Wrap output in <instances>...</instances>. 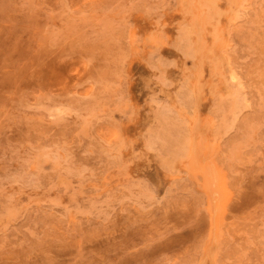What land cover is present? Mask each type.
Listing matches in <instances>:
<instances>
[{
	"label": "rangeland",
	"instance_id": "1",
	"mask_svg": "<svg viewBox=\"0 0 264 264\" xmlns=\"http://www.w3.org/2000/svg\"><path fill=\"white\" fill-rule=\"evenodd\" d=\"M0 264H264V0H0Z\"/></svg>",
	"mask_w": 264,
	"mask_h": 264
},
{
	"label": "bare ground",
	"instance_id": "2",
	"mask_svg": "<svg viewBox=\"0 0 264 264\" xmlns=\"http://www.w3.org/2000/svg\"><path fill=\"white\" fill-rule=\"evenodd\" d=\"M170 99V98H169ZM203 138V137H202ZM194 140V139H193Z\"/></svg>",
	"mask_w": 264,
	"mask_h": 264
}]
</instances>
